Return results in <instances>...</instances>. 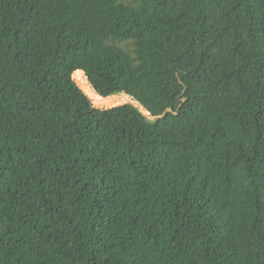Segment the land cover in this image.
<instances>
[{
    "label": "trees",
    "instance_id": "1",
    "mask_svg": "<svg viewBox=\"0 0 264 264\" xmlns=\"http://www.w3.org/2000/svg\"><path fill=\"white\" fill-rule=\"evenodd\" d=\"M0 264H264V0H0Z\"/></svg>",
    "mask_w": 264,
    "mask_h": 264
},
{
    "label": "rangeland",
    "instance_id": "2",
    "mask_svg": "<svg viewBox=\"0 0 264 264\" xmlns=\"http://www.w3.org/2000/svg\"><path fill=\"white\" fill-rule=\"evenodd\" d=\"M72 78L75 81V83L78 85V87L89 97L92 105L95 106V107L107 108V107L119 105V104H122V103H125V102H130L128 100H125L122 97L113 98V99H111L109 101H106V102H98V101L95 100V98H94V96L92 94L93 89H92L91 85L89 84L85 73L76 74L75 72H73ZM118 95H121V94H118ZM144 114L146 115V113H144Z\"/></svg>",
    "mask_w": 264,
    "mask_h": 264
}]
</instances>
